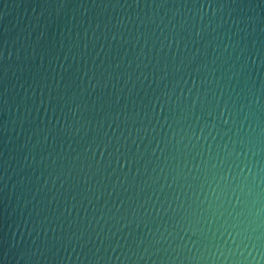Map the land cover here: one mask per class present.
<instances>
[{
	"label": "water",
	"instance_id": "1",
	"mask_svg": "<svg viewBox=\"0 0 264 264\" xmlns=\"http://www.w3.org/2000/svg\"><path fill=\"white\" fill-rule=\"evenodd\" d=\"M249 213L264 0H0V264H248Z\"/></svg>",
	"mask_w": 264,
	"mask_h": 264
},
{
	"label": "clouds",
	"instance_id": "2",
	"mask_svg": "<svg viewBox=\"0 0 264 264\" xmlns=\"http://www.w3.org/2000/svg\"><path fill=\"white\" fill-rule=\"evenodd\" d=\"M255 203V201H253ZM258 214V213H257ZM249 215H253L252 213H249ZM255 216L253 215L252 220H242L240 221V224L243 225V227H239L234 225L236 227V233L235 236L239 240H251L253 241L252 247L249 248V253L251 254V259L248 260L247 257H245L246 260H248V264H261V256H264V246H260L256 243L257 240H259V235L257 234L256 230L259 228V224L254 223ZM249 225H252L251 228H249ZM247 233V235H244ZM247 247V245H245ZM255 249V251H253Z\"/></svg>",
	"mask_w": 264,
	"mask_h": 264
}]
</instances>
